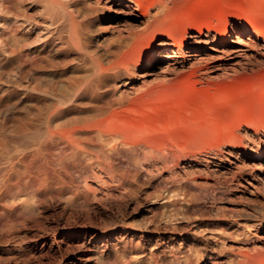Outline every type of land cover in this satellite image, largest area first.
Here are the masks:
<instances>
[{
  "label": "bare ground",
  "instance_id": "1",
  "mask_svg": "<svg viewBox=\"0 0 264 264\" xmlns=\"http://www.w3.org/2000/svg\"><path fill=\"white\" fill-rule=\"evenodd\" d=\"M96 1L101 10L86 0H0V79L6 83L0 91L18 93L21 105L36 109L34 127L26 117L9 125L15 119L10 103H1L0 264L102 261L109 249L106 234L91 232L86 240L83 227L106 197L136 189L138 175L126 166L124 153L146 155L148 171L167 169L175 182L169 197L191 203L185 210L173 207L184 218L191 209L205 208L200 192L206 188L225 186L228 197L252 202L253 209L261 206L254 201L264 203V129L257 133L246 120L225 134L212 124L209 133L194 138L191 152L175 159L167 145L153 144L151 137L147 141V126L129 116L176 92L183 78L202 83L264 65V32L256 33L247 20L248 27L234 26L215 40L210 25L194 30L175 21L184 14L180 3L185 0ZM104 9L118 25L109 48L97 45L94 35ZM229 42L234 45L228 47ZM136 71L139 83L127 89L126 97L115 98L111 84ZM224 137L232 143L223 142ZM251 153L255 155L249 157ZM65 195L69 202L85 203L65 204L57 214L53 207ZM255 231L261 240L247 246L251 252L245 257L247 264H264V225ZM75 235L71 249L67 242ZM140 246L138 242L135 249Z\"/></svg>",
  "mask_w": 264,
  "mask_h": 264
},
{
  "label": "rangeland",
  "instance_id": "2",
  "mask_svg": "<svg viewBox=\"0 0 264 264\" xmlns=\"http://www.w3.org/2000/svg\"><path fill=\"white\" fill-rule=\"evenodd\" d=\"M86 4L90 7H101L96 0H86ZM180 8L184 10V14L175 18L176 22L189 23L194 30L210 25L215 40L221 39L228 30L233 31L234 26L248 27L247 20L253 22L256 33L264 32V0H185L180 3ZM157 10H153L152 13ZM104 12V17L96 22L94 35L97 45L109 48L117 37L118 25L112 12L107 9H104ZM183 31L182 28L181 32ZM235 35L236 33H232L233 39H236ZM19 36V34L14 35V37ZM5 40L10 43L12 37L6 36ZM262 41L264 38L260 39V42ZM232 45L233 42L227 44L228 47ZM145 47V44L141 45L139 53ZM4 79V77L0 79V82H3L0 83V88L6 85ZM190 81L188 78L181 79L175 85L176 92L172 91V94L169 92L129 114L135 122L138 121L136 123L147 126L148 131L144 135L148 137H146L147 141H151L149 138L151 137L153 144L161 143V146L165 144V147L167 145V148L175 152L176 159L177 156L182 157L187 150L191 152L197 140L194 141V138L209 133L212 124L222 128L225 134L236 132L239 126L246 125V120L253 123L249 126L257 133L264 129V116H262L264 115V65L251 72L240 71L227 78H217L202 83ZM136 83H139L137 71L132 76H123L115 80L110 86L111 92L115 98L121 99L127 96V89L137 85ZM19 95L8 89L0 91V108L1 103L7 100L15 118L9 121V125H13L16 119L23 121L26 117L29 127L32 128L36 124V109L32 105H21L18 102ZM261 116V122L257 121ZM2 119L3 115L0 114V121ZM198 130H202L201 133ZM224 139L223 142L232 143L230 137L228 138L230 142L227 137ZM221 142L217 141L215 147ZM180 143L185 144L184 147L187 148L180 149L179 146H182L179 145ZM188 147L191 148L190 151ZM124 155L126 166L138 175L136 189L119 191L116 196L106 197L102 205L98 206L96 214L93 213L91 223L83 227L88 231L86 240L91 237V232H104L106 234L104 242L109 248L106 249L107 254L105 253L102 261L92 259L89 264L248 263L245 253L251 251L247 246L261 240L259 233H256L257 235L254 233L257 226L264 225V203L254 201V204L261 206L253 209L252 202L241 197H228L225 186L206 188L200 192L205 208L202 211L191 209L188 218H184L181 214H175L173 207L185 210L184 206L189 207L191 203L180 201L176 196L169 197L167 191L175 182L168 177L167 169L148 171L145 168L146 155L140 153L134 158L126 153ZM253 155L255 153H251L249 157ZM243 157H246V154H243ZM80 160L82 162L80 167L85 166V159L81 156ZM247 161L251 162V158H247ZM145 195L150 197L146 199ZM69 196L65 195L55 204L53 208L57 214L62 211V206L65 204L71 208L76 204L85 203L83 199L69 202L66 200ZM139 199L142 203H138ZM21 209L27 210L25 207ZM192 219L201 221L199 227L194 225ZM75 237L77 238L78 235L67 242L71 249L75 248L77 240ZM46 241L49 243L48 240ZM138 242L142 246L136 250ZM111 246L117 251H110ZM34 262L38 264L37 261ZM260 263L262 261L257 264Z\"/></svg>",
  "mask_w": 264,
  "mask_h": 264
}]
</instances>
